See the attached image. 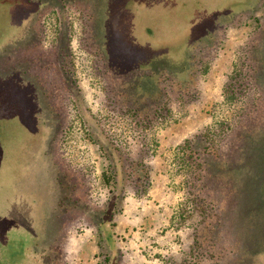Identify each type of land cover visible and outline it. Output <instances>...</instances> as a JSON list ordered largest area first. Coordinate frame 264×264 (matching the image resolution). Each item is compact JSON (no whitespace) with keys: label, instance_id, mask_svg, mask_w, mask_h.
I'll use <instances>...</instances> for the list:
<instances>
[{"label":"rangeland","instance_id":"374dc122","mask_svg":"<svg viewBox=\"0 0 264 264\" xmlns=\"http://www.w3.org/2000/svg\"><path fill=\"white\" fill-rule=\"evenodd\" d=\"M259 19L264 0H0V264L41 253L45 261L53 248L57 264H98L97 230L78 221L87 214L53 210L68 182L103 204L114 188L109 161L121 159L119 181L128 183L140 155L135 111L149 118L154 158L148 193L125 187L120 216L136 204L138 221L120 235L116 220L126 264H179L200 233L197 264H264V105L253 110L251 101H264L252 90L264 85V35L251 74L258 84L249 80L248 92L243 83L241 101L225 96L246 70L253 33L264 32ZM163 107L170 115L158 121L151 111ZM245 121L251 127H238ZM207 131L213 162L230 163L210 171L209 204L184 226L189 169L179 147ZM128 229L139 236L134 246L123 244Z\"/></svg>","mask_w":264,"mask_h":264},{"label":"trees","instance_id":"16d2710c","mask_svg":"<svg viewBox=\"0 0 264 264\" xmlns=\"http://www.w3.org/2000/svg\"><path fill=\"white\" fill-rule=\"evenodd\" d=\"M261 20L262 19H259V25L264 27ZM253 35L255 38L253 36L254 39L252 38L253 40L251 46H249L251 47L250 51H248L249 53L247 55L245 54L246 57L242 63V66L245 67L246 70L238 71L226 86L225 96L228 100L235 99L241 101V99L245 98V95L238 89L242 88L243 83L246 81L248 82V92H251V81L257 83L255 79L251 78V74H254L255 76L259 73L258 66L256 65L257 59H255V53L259 52L257 50L260 48V40L256 41V36L260 38V36L264 35V32L258 28ZM259 63H261L260 60ZM249 80L251 81L249 82ZM252 90L255 92V95H262L264 92V85H262V81H260V85L258 84L253 86ZM251 101L253 102L252 104H254L253 110L260 108L261 105H264V101L257 102L253 98H251ZM130 112L131 111H126L125 117H128ZM247 112L246 116L250 115L251 118V110L249 109ZM132 114V121L134 124V126L132 125V129L137 137H141V140L139 146L140 155L136 159L131 160V171L127 178L128 183L123 186V180L119 181L122 173L121 168H124L121 159L118 158V160H115V164H113L112 161H109L108 172L104 173V175L108 176L109 183H114V188L103 204L97 205L93 200L91 203H87V201L81 197L82 195L79 194L80 190L82 191L83 189H77L75 184L68 182L67 185L63 183L60 192L58 191L57 205L55 206V210H53L54 213L58 212L57 215H61L63 217L72 211L73 213L80 214L82 217L87 214L86 218L78 221L97 230L99 248L98 264H126L125 255L119 246L118 235L116 234V220L123 213L122 201L124 198L125 187H129L137 197H143L146 195L151 187L150 174L153 171L151 160L154 158V143L150 139L149 135L145 134L147 132V128H149L146 126V122L149 118H145L136 111ZM151 114L157 115L156 117L158 121H160L169 117L170 110L164 109L163 107L162 109L155 111V113L154 111H151ZM239 125L240 126L238 127H251L250 125H246V121L244 123L240 122ZM221 130H223V128ZM93 134L94 133H92V135ZM209 135V131L197 134L187 139L186 142L179 147L182 154L180 158L181 163L189 169L185 178L187 200L186 203L181 206L179 212V215L181 216L180 224L182 225L191 220L193 213L197 212L202 215L205 212L209 203L206 197L202 194L209 186L208 179L215 172H219L218 170H223L219 164L224 167L226 163H230L229 160L226 161V159L222 157H219L218 159L219 164L213 162L211 154L216 151H214L211 146ZM114 144L117 148H127V145L119 140L114 142ZM110 158L111 157H107V160H110ZM210 171L212 175L210 174ZM115 178H117V183H115ZM214 180L215 177L213 181ZM89 185L90 189H92L91 182ZM217 208L218 206L214 207L213 210L216 211ZM53 212L52 217L54 216ZM243 212H245V210ZM207 223L208 221L204 223V226ZM210 231L211 233L216 231L215 223L211 224ZM201 237H203L201 233L197 235L195 239V247H193L195 249H190L187 257L179 264H197L200 261L202 257L201 253L204 252L205 244L207 243L204 237L203 239ZM35 252V250L32 251V253ZM59 254L60 251L58 248L50 249L49 252H46L47 257L45 261L43 259V254L41 253L39 256H36L30 264H57L60 258ZM167 263H173V259H170Z\"/></svg>","mask_w":264,"mask_h":264},{"label":"crops","instance_id":"0c3cea01","mask_svg":"<svg viewBox=\"0 0 264 264\" xmlns=\"http://www.w3.org/2000/svg\"><path fill=\"white\" fill-rule=\"evenodd\" d=\"M137 205L135 204L134 206H131L130 208H128L127 210L124 211V214L122 216H120V219H119V226H118V231H120V235L121 234H124L123 232L126 231V228L129 227V224L132 223V224H135L136 221H138V217H136V215H133L137 209H136ZM143 213H145L146 211H149L148 210H145L143 209L142 210ZM163 212V213H162ZM154 213H156V217L157 219H161V222H164L166 223V216H165V210L163 209H156L154 211ZM159 213V214H158ZM165 218V219H164ZM160 222V221H158ZM164 226V225H163ZM127 235H126V238H125V242L123 241V244L124 245H131V246H134L135 245V240L137 239L138 240V237L135 235V232L133 230V232H131L130 229L127 230ZM134 233V234H133ZM129 235V236H128ZM124 240V239H123ZM123 245V246H124Z\"/></svg>","mask_w":264,"mask_h":264}]
</instances>
